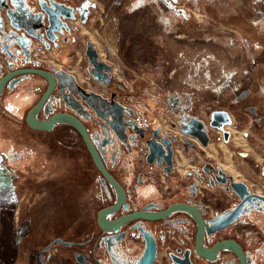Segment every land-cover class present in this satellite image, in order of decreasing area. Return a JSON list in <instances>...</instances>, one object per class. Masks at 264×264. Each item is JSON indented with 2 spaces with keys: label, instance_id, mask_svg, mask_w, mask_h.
I'll return each mask as SVG.
<instances>
[{
  "label": "rangeland",
  "instance_id": "1",
  "mask_svg": "<svg viewBox=\"0 0 264 264\" xmlns=\"http://www.w3.org/2000/svg\"><path fill=\"white\" fill-rule=\"evenodd\" d=\"M64 1L75 8L78 56L84 60L81 47L90 43L111 67L112 81L104 86L106 97L114 92L113 97L127 106L166 114L180 129L193 118L204 120L209 144L227 148L236 168L232 162L230 169L224 168L226 156L219 159L221 153L191 146L185 140L189 136L178 134L182 139L178 154L183 153L182 159L177 155L179 167L187 162L186 155L190 160L201 155L204 166H221L252 191L264 193V138L260 140L247 123H236L230 110L239 109L238 95L255 89L256 83L254 95L258 94L259 103L264 98V0ZM180 22H185L183 29ZM61 53L73 59L69 49ZM90 70L78 63L73 73L79 79ZM236 86L239 90L234 93ZM26 104L13 114L0 101V165L8 170L0 177V264H41L39 250L62 235L67 220L59 213L54 192L44 188L48 177L59 173L52 160L53 144L39 141L50 134L27 130ZM216 110L227 111L232 119L225 127L230 134L227 141L209 125ZM137 155L131 157L132 164ZM201 172L206 179L210 177L205 170ZM168 180L178 185L179 176L170 174ZM145 181L136 186V192L143 191ZM82 227L78 223L73 229L76 236L66 237L83 240Z\"/></svg>",
  "mask_w": 264,
  "mask_h": 264
},
{
  "label": "flooded vegetation",
  "instance_id": "2",
  "mask_svg": "<svg viewBox=\"0 0 264 264\" xmlns=\"http://www.w3.org/2000/svg\"><path fill=\"white\" fill-rule=\"evenodd\" d=\"M58 11L73 14L74 18L61 16L59 20L56 17ZM50 16L55 18L53 24ZM75 21L74 6L64 0H0V77L24 67L45 69L53 74L58 71L74 74L71 67L60 62L57 56L50 60L55 65V60L59 61V67L46 64L44 50L47 42L51 47V38L56 37V42L62 34H67V38L72 39ZM87 48L88 45L81 47L84 60L80 59V62H85L92 70L86 56ZM98 60L102 59L98 56ZM60 75L62 85L55 87L53 99L48 104L52 112L46 107L38 113V118L63 111L74 114L84 123L103 161L105 156L109 172L126 192L125 202L116 211L107 213V219L116 220L133 212H162L172 204L185 203L195 207L204 220V248H212L222 240H234L242 247L246 264H264V201L255 198L245 201L238 216L222 227L221 219L241 202L230 185L229 174L225 177L219 174V169L210 167V177L206 179L202 171L197 172L199 177L194 179L197 169L186 171V161L179 167L178 156L182 159L183 153L180 151L178 154V139L160 132L157 142L167 137L172 152L155 153L153 161H148L150 151L147 142L154 137L155 129L143 125L132 107L113 97L114 92L110 97L97 92L83 96L78 93L71 77ZM18 77L10 79L0 100L5 93L12 94L21 88L27 94L24 97L28 108L23 116L25 122L28 110L38 101L48 83L39 75H24L17 81ZM17 106L14 99L4 105L13 114L20 110ZM106 110L113 113V118L105 115ZM28 128L33 133L50 134L37 139L44 145L53 144L51 156L59 173L49 176L44 188L49 189L48 193L54 192L52 196L60 208L57 204L55 206L67 219L62 235L55 236L49 245L39 250L37 257L41 264H138L152 244L155 255L151 264H241L239 256L226 247L218 250L211 260L201 256L195 249L198 221L184 209H173L160 218L135 217L124 220L118 227L102 228L97 220L98 212L115 203L117 192L103 181L81 135L65 123L56 124L51 131ZM181 149L186 150L185 147ZM136 153L137 158L132 164L131 157ZM188 158L186 155L187 161ZM231 162L234 165L229 154L222 165L230 169ZM166 167L170 170L167 171ZM181 168L185 173L180 172ZM170 174H178V185L170 183ZM223 178H227L226 183L219 181ZM144 179L143 191L136 192V186ZM78 223L83 226V240L67 238L68 235L76 236L73 229ZM207 228L212 230L210 234ZM54 245L59 246L58 249Z\"/></svg>",
  "mask_w": 264,
  "mask_h": 264
},
{
  "label": "water",
  "instance_id": "3",
  "mask_svg": "<svg viewBox=\"0 0 264 264\" xmlns=\"http://www.w3.org/2000/svg\"><path fill=\"white\" fill-rule=\"evenodd\" d=\"M60 6V5H59ZM61 6H64L61 5ZM71 17L74 18V15H68L63 13L62 11H58L56 14L57 19L60 20V17ZM50 22L53 24L55 21V18H52L50 16L49 18ZM57 29V28H53ZM53 42H55V38H51ZM46 47H50V43H46ZM86 56L93 66V69L91 70L92 73L94 74V77L102 81L104 83H108L109 81L112 80V78L108 75V71L111 69L108 63L98 60V52L93 49L91 44H88V48L86 50ZM1 69V66H0ZM64 74L65 76H69L72 78L74 83H76L77 88H78V93L81 95H90V94H95V92L87 91L86 89L82 88L78 83H77V78L75 74L71 73H66L63 71H58L56 73H51L48 70L45 69H38V68H31V67H24V68H19L16 70H12L9 72H6L0 77V97L7 85L8 82H10L13 77L19 76L16 80H20L24 75H39L42 78H44L47 81V87L45 91L42 93L38 101L28 110L26 117H25V122L26 124L32 129L36 131H51L55 127L56 124L58 123H65L73 128H75L78 133L81 135L82 139L84 140L86 147L88 151L91 154V157L93 159L94 164L96 165L97 169L100 171V173L103 176V181L107 182L109 185H111L117 192V199L114 204L110 205L109 207H106L104 209H101L98 212V223L102 228H115L118 227L124 220L128 219H133L135 217H151V218H160L168 214L170 211L173 209H184L189 212H191L196 220L198 221V233L196 236V243H195V249L196 251L203 256L204 258L211 260L215 258L216 252L224 247L231 249L234 251L240 258L241 264H246L245 263V258H244V252L242 250V247L240 244H238L234 240H222L214 244L212 248H204L202 245V238L204 235V220L199 213V211L188 204L185 203H178V204H172L170 205L167 210L162 211V212H153V213H148V212H133L127 215H124L120 217L119 219L116 220H109L106 218V214L116 211L123 202L126 200V192L123 189V187L120 185L118 180L109 172L107 166H106V161H105V156H104V161L103 157L101 156L98 148L92 141L91 136L89 135L84 123L74 114L69 113V112H63V111H58L52 113L50 116H46L44 118H38V113L48 107V104L52 101L53 95H54V89L56 86H59V88L62 85V77L60 74ZM87 91V92H86ZM50 112H52V108L49 106ZM122 108V107H120ZM105 115H110L113 118V113L104 112ZM232 123V119L230 117V114L227 111L224 110H216L211 113V117L209 120V125L213 128L219 129L223 131V138L227 141L229 139V132L225 130V127L229 124ZM181 131L184 132L185 134L195 137L202 146L207 147L210 143V136L207 132V124L204 120L199 119V118H193L189 123L183 124L181 126ZM159 129H155L153 131L154 137L149 139L147 142V145L149 147V155H148V161L152 162L153 157L155 153H161L164 151H168V153L172 152V148L170 146V140L167 137H162L160 142H157L156 137L158 136ZM168 136H171L175 138L173 134H168ZM143 137V135H142ZM124 142L127 140L123 139ZM187 142H190V140L187 139ZM211 166L209 164L204 166V170L206 172H209V168ZM219 167V174L224 175L227 177V172L223 170L221 166ZM166 170L169 171L170 168L166 167ZM219 180V179H218ZM229 180H231V187L233 190L236 192V194L239 196L241 199V202L228 214H226L222 219H221V224L222 227L229 224L232 222L237 216L240 211L241 206L245 201H251L253 198L257 200H262L264 201V195L261 193H257L252 191L248 184H246L242 180H237L233 177V175L229 176ZM222 183L227 182L226 179H220L219 180ZM207 233L210 234L212 230L209 228L206 229ZM155 249L154 245L152 244L150 247L148 246L145 256L143 259L138 263V264H151L155 255Z\"/></svg>",
  "mask_w": 264,
  "mask_h": 264
},
{
  "label": "crops",
  "instance_id": "4",
  "mask_svg": "<svg viewBox=\"0 0 264 264\" xmlns=\"http://www.w3.org/2000/svg\"><path fill=\"white\" fill-rule=\"evenodd\" d=\"M122 9H125V5H122ZM182 17V16H180ZM183 20L188 23V20H186L184 17H182ZM185 22H180L179 25L181 26V28L183 29L184 27V23ZM188 25V24H187ZM68 36H60L59 40L56 42H53L50 48H46L44 50V60L46 64H49V60L50 58H54L55 56H57L60 59V62H64L65 64H67L68 66L71 67L72 71L73 68H75L78 63L80 62V59L83 60L81 57H79L78 53L79 50L77 48L76 45V39L75 37H72V39ZM57 44H59V48L57 47ZM67 50L69 49L73 55V59L69 60L68 57L61 55V50ZM49 57V58H46ZM77 62V65H75ZM79 67V66H78ZM80 67L84 68L86 67V69L88 68L87 64H85V62L81 63L80 62ZM90 69V68H89ZM259 81V80H258ZM257 81V82H258ZM234 93H236L239 88H237V86L234 88ZM253 90L258 91L257 89V83H256V87L255 89L251 88L245 90L243 93L240 94V96L238 95L237 99H236V106L239 107V109H236L234 111L231 110L233 117L235 118V122L236 123H241V122H245L247 123L250 128L253 130L254 134L257 135L258 134V138L261 140H263L264 138V98L261 99V103H259L258 101L260 100L258 94L254 95ZM256 93V92H255ZM27 94L21 90V88H19L18 90L13 91V93H5L4 96H2L1 98V104H7L8 102H12V100L14 99V102L17 101V109L18 108H22L23 105L26 103V96ZM30 97H33V94H29ZM257 96V97H255ZM25 97V98H24ZM258 98V99H257ZM30 99V98H29ZM146 99V98H145ZM257 99V100H256ZM149 100V99H147ZM143 101H145L143 99ZM151 101V100H150ZM148 102L149 105H152V102L149 101H145ZM262 143L264 144V141H262ZM213 147V148H212ZM189 148H186L187 152H189L188 150ZM208 149H210V151L215 154H220L219 159L224 158L228 153H227V148L223 150L219 149L218 147L215 146V144H209L208 147H204V151H208ZM204 153V152H203ZM243 154H246V152H242ZM222 155V156H221ZM6 165V164H5ZM0 177L2 179L3 175L5 174V171L8 172V170L3 167L2 165H0ZM235 166V164H234ZM258 166V164H257ZM236 168V166H235ZM263 166H261V171L263 172L264 175V169H262ZM6 169V170H5ZM228 173V172H227ZM233 175V174H232Z\"/></svg>",
  "mask_w": 264,
  "mask_h": 264
},
{
  "label": "built area",
  "instance_id": "5",
  "mask_svg": "<svg viewBox=\"0 0 264 264\" xmlns=\"http://www.w3.org/2000/svg\"><path fill=\"white\" fill-rule=\"evenodd\" d=\"M81 20H84V17H82ZM61 36H63V34ZM48 65L52 66L54 64L53 62H51V60H49ZM79 82H80V85L87 91H91L95 93L97 92L101 94L102 96H106L105 91H104V86L106 85V83L97 80L94 77V74L92 73L91 70L83 72L81 75V78H79ZM133 109L135 110L136 114L140 116L141 122L143 123V125L150 127L152 129H159V132L161 135L173 134L175 138L178 139L181 146H182V139L178 136V134L182 136L183 135L189 136L185 134L184 132H182L181 129L179 128V125L166 114H162V115L154 114L153 115L149 112H146L141 107H136V106L135 107L133 106ZM214 129L217 132L223 133L222 130H219L216 128ZM180 132H182V134ZM189 137L190 139L186 137L185 139L186 143H188L191 146L201 145L200 142L195 137H192V136H189ZM187 139L190 140V142H187ZM203 158L204 157L201 155H197L195 159H191V160L190 158H188V161H187L188 168L186 169V171L190 172L191 170L197 169V171L193 174L194 179H198L199 176L197 175V172L203 169V166H204ZM183 173H185V170Z\"/></svg>",
  "mask_w": 264,
  "mask_h": 264
},
{
  "label": "trees",
  "instance_id": "6",
  "mask_svg": "<svg viewBox=\"0 0 264 264\" xmlns=\"http://www.w3.org/2000/svg\"><path fill=\"white\" fill-rule=\"evenodd\" d=\"M220 81H222V80H220ZM217 85V84H216ZM218 85H219V83H218ZM28 129H30V128H28Z\"/></svg>",
  "mask_w": 264,
  "mask_h": 264
}]
</instances>
